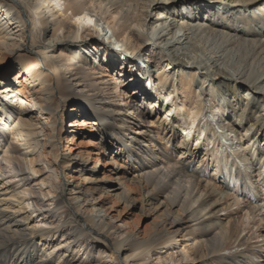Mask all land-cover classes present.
Listing matches in <instances>:
<instances>
[{"label":"bare ground","instance_id":"6f19581e","mask_svg":"<svg viewBox=\"0 0 264 264\" xmlns=\"http://www.w3.org/2000/svg\"><path fill=\"white\" fill-rule=\"evenodd\" d=\"M102 3L101 15L112 11L102 19L117 21L118 34H128L142 52L154 49L165 70L128 76V65L137 67L134 52L114 51L93 33ZM95 6L0 0V55L28 49L18 63L32 79L0 78V264H142L162 249H176L178 264H264L261 251L244 246L236 215L225 211V187L207 176L209 159L219 172L236 157L254 165L259 155L262 168L255 171L264 174V0H95ZM32 10L52 12L53 20H37ZM121 85L144 108L137 111ZM148 115L147 127L138 126ZM222 118L229 131L216 122ZM67 119V131H78L93 149L62 151ZM233 136L247 142L243 153L231 151ZM72 137L71 145L78 141ZM100 155L109 158L116 184L99 183L109 179L98 173ZM124 166L137 173L121 175ZM241 184L245 205L256 202L249 184ZM111 191L124 208L139 206L152 217L148 231L120 218L103 197ZM252 210L264 221L262 205Z\"/></svg>","mask_w":264,"mask_h":264},{"label":"rangeland","instance_id":"374dc122","mask_svg":"<svg viewBox=\"0 0 264 264\" xmlns=\"http://www.w3.org/2000/svg\"><path fill=\"white\" fill-rule=\"evenodd\" d=\"M82 3L85 5V7L87 9L88 8L93 9V10L96 9L95 0H82ZM96 3L98 4L99 2H96ZM128 5L130 6V4H127V6H125V8H127ZM105 7H106V4L102 3V10H99V7L96 9L97 11H99V13L95 14L96 15L95 17L98 18V21L94 26H92V29H94L93 33H95V35H98L99 38L102 39L101 41H105L106 42L105 44L108 45V47L112 48V50H114V51L122 52V53H125V52L133 53L134 52L133 55L136 57L137 67L135 69L134 67L128 65V69H127L128 76L132 73L134 74L136 72H139L140 69H142V70L148 69L147 71H149L151 73H156V74L158 73L157 70L159 68H160L159 70H161V71L165 70V63L161 64L160 61H158L157 56L155 55V52H153L154 49L150 48L149 50L142 52L143 47L142 46H136V43H134L132 40H130L128 38V34H126V35L125 34L124 35L118 34L120 32L118 30V26L115 27V24H117V21L110 23L109 20L106 21V20L102 19L101 16H103V18H104V17L109 16L112 13V11L111 12L109 11L107 14L101 15L103 10L105 9ZM112 9H113V7L110 10H112ZM46 11L48 13V10H46ZM159 12H160V10H154L153 11L154 20H157V18L159 17ZM27 13L29 16H33L37 20H40L42 18H47V17H49V20H51L53 18V17H50L52 12L48 13L45 17H44L45 14L41 13V11L36 12V11L32 10V11H28ZM37 13H39V14H37ZM142 13L143 12L139 13V11H137V10L135 12L136 15H141ZM172 13L173 12H171V14ZM119 16H121V15H118V17ZM118 17H117V20L119 19ZM160 21L161 20L154 23V25H156L158 29L160 28V23H161ZM152 23H153V21H152ZM39 26L40 25L38 24V27ZM150 26H151V24H150ZM131 27L132 28H141V30H143V32L145 34H147V32H149V29H148L149 25L141 27L140 25H137L135 23ZM51 34H52V32H50L46 37L49 38V36ZM33 35H38V34H36L34 32ZM43 36H44V34L42 33L41 38H43ZM89 40H91V37L89 38ZM29 46H31V45H29ZM23 52L24 53L19 52L17 54H14V53L12 55L9 54L6 57H1V55H0V78L7 75L10 78V80H12L14 82H16V80L18 79L17 77H20L19 80H21V81L25 80L26 77H27V79L32 80L31 74L21 73V71H20V65L18 63L20 61L19 58H22L23 54H30L31 53L28 49L23 51ZM123 67L124 66L120 64L118 69L121 70V68H123ZM167 70L170 71L171 68L167 69ZM125 79H127V78H124L122 80H125ZM32 83H34V82H32ZM156 84H160V83L156 82ZM18 86H19V84H18ZM195 87L197 88L196 90L198 92L199 87H197V84L195 85ZM121 88L126 89V91L128 93V95H127L128 97L125 95V98H130V99L132 98L131 101H132V104H134L133 107L136 108L137 111H140L142 108H144V106L141 107V105L144 103L142 101H140L138 97L135 98L132 95V93H131L132 89L123 87V85H121L119 87V90ZM158 88L160 89V86ZM165 115H166L165 110H163L160 116L162 118H164ZM149 118H152V117H150L149 115L143 116V119H145V121L143 123H139L138 126L147 127ZM220 120L216 119V122L219 123L220 126H222L221 130L222 131H225V130L229 131L230 127L227 124L228 121H226L224 118H222ZM231 120H233V119H231ZM68 123H69V120L67 119L65 121V129L66 130L64 131L63 137H62V151H64L63 149L73 147V148H76V152L79 150H83L84 151L83 154H85V153L89 152L91 149H93V147L90 145V140H88V138L82 136L78 131L75 133H70L69 131H67V127L69 126ZM169 123H171L170 125H175L176 117L175 116L172 117L171 120H169ZM68 129H69V127H68ZM241 129H243V128H241ZM177 133H178V141L181 142L183 140V137H184L183 132L181 130H178ZM74 135H75L76 140H78V141H76L73 145H71L70 141L72 140V138H73L72 136H74ZM227 138H228L227 143L229 145L233 146V148H231L233 150H231V151H234V152L240 151L243 153L241 145H243L244 143L241 144V142L239 141V138H237L235 136H233L232 139H231V137H227ZM188 141L190 142V140H188ZM245 144H247V142ZM232 154H233V152H232ZM255 154L257 155V151ZM230 157H232V155H230ZM260 157H261V155H259L258 158L254 160L255 161L254 165L250 164L249 166H245V165H248L249 163L246 162L244 164L243 162H241L240 159H237L238 157H236L237 162L233 163L234 166H232V164H231L227 169L223 168L224 170L221 169L219 172L214 171L215 168L212 166L213 162L211 159H209L210 170L208 171L207 176L208 177L210 176L212 181L215 182L217 185L225 187L223 190L224 192H223V196H222L223 197L222 203H224L225 206L227 205V209L225 211L228 213H233L234 215H236L237 220H239V225H240L241 229L242 230L244 229V231L241 232V237L247 240V243L244 246L245 247L249 246L251 249L256 248L257 250L261 251L262 252V260H264V221H261L260 216L254 217L255 216V210L254 211L252 210V206L255 203H258V204L263 206L262 214L264 213V186H263L264 183H258L262 179L264 174H263V176H259L258 172L255 171V170H258L259 168H262V162L260 160ZM95 158H98V156H95ZM107 159H109L107 157V155L106 156L100 155V161H102V163L104 165L100 164L98 166V169H97L98 173H99V175H101V177L106 176L107 178H109L108 180L99 182L100 184H103L105 186L116 184V181L110 180V179L114 178V176L111 172H109L110 165L107 163L108 162ZM97 160H96V162H98ZM89 163H90V166L94 165L93 160H90ZM128 169H129V166H126V168L124 166L122 168H119L118 170H120L121 175H124L123 171L126 170V172H127ZM262 170H264V167ZM67 173L68 172H66L63 175V177H62L63 181H65V179H67V175H66ZM70 173L73 175V172H69V174ZM127 173L130 175H126V176L131 177L132 175L136 174L137 171L133 172L131 170V172H127ZM239 173L245 179H242L241 181L238 180V174ZM249 176H252V177L249 178ZM236 182H238V183H236ZM240 182L241 183L245 182L246 186H247V184H249V186L252 189L253 196H254V198H256V202L245 205V204H247V203H245L247 198H245V195L243 194L242 184ZM129 186H130V184H129ZM130 188L134 193H136L137 195L139 194V191H138V188L136 185L134 186L131 184ZM113 194H114L113 191H111L109 195L107 193L103 194L104 195L103 197L106 201H108V204H114L115 203L114 208L120 210V218H123L124 220L129 222L132 225L134 230L137 228L141 234H144L145 231H148L149 225L151 227L152 217L147 216L145 214H142L139 210V206H136L134 208H129V209L126 207L124 208V205L121 203V200L120 201L116 200L117 198H115L113 196ZM111 195H112V197H111ZM122 211H124V213ZM112 212L115 213L116 211L113 210ZM134 222H136V223H134ZM133 224H135V226H133ZM95 235L100 236L97 233H95ZM101 237L104 238V240H106V238L103 237L102 235H101ZM169 248H172V247H169ZM176 251H177L176 249H173V250L170 249L168 251H166V249L157 250V252H159V253H156V254L154 253V255H152L149 259L142 262V264H176V262L178 264V256H177ZM80 256H82V255H80ZM157 256H162V258L159 259V258H157ZM166 258H168V259H166Z\"/></svg>","mask_w":264,"mask_h":264}]
</instances>
